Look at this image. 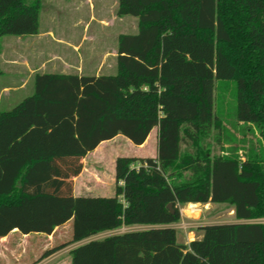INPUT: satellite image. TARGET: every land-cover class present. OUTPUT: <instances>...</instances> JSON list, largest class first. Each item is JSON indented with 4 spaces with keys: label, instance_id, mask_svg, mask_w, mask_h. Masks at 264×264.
<instances>
[{
    "label": "trees",
    "instance_id": "trees-1",
    "mask_svg": "<svg viewBox=\"0 0 264 264\" xmlns=\"http://www.w3.org/2000/svg\"><path fill=\"white\" fill-rule=\"evenodd\" d=\"M41 2L0 0V42L37 35ZM118 15L139 23L119 38L116 74H37L33 93L0 111V238L72 220L71 239L44 258L144 226L74 248L71 264H264V223L245 222L264 219V0H118ZM223 82L234 83L235 123L257 131L243 154L223 148ZM154 129L155 158L116 159L114 196L73 195L102 142L141 146ZM189 204H228L244 222L202 226L179 244L171 226Z\"/></svg>",
    "mask_w": 264,
    "mask_h": 264
},
{
    "label": "rangeland",
    "instance_id": "rangeland-1",
    "mask_svg": "<svg viewBox=\"0 0 264 264\" xmlns=\"http://www.w3.org/2000/svg\"><path fill=\"white\" fill-rule=\"evenodd\" d=\"M102 21L107 22V24L104 25ZM138 23L139 20L135 17L118 15V0H42L39 13V29L41 32L52 31L55 36L73 42L80 47L79 53L90 58H96L99 55L113 51L120 34L122 36L137 33ZM46 42L47 39L44 36L18 38L8 35L1 39L0 70L4 73L0 75V99H3V102L8 94L1 93V89L6 85L14 86L20 82L22 77L20 72L24 60L28 59L32 66L34 63L37 65V62H39V54L41 60L45 57L49 58L50 53L59 54L60 56L68 53L67 49L56 44L52 46ZM28 46L30 51L23 54V48L25 49ZM223 83L224 86L221 85L222 83H218L220 85L216 91V110L222 117L224 126L223 148L229 150L230 148L238 147L242 149L244 147L248 151L252 148V144L257 143V131L251 124L235 123L233 119L235 110L234 83ZM27 93L24 92L22 96ZM11 96H14V92ZM18 96L19 94L16 98ZM155 135L156 130L152 132L144 147L136 146L125 137L120 136V139L108 145V154L105 155V162H108L106 168L110 170L111 163L116 156L156 157ZM213 137L212 134L208 140L211 144L213 143ZM212 151L213 154L218 155L221 150L217 145L212 144ZM243 152L244 150L240 151L241 154ZM180 212L181 220L174 225L177 230V242L179 244L198 239L201 235L199 228L202 226L232 223L235 219L231 206L228 204H189L181 206ZM68 223L49 240L43 237L40 239L41 237L33 235L26 241L29 244L27 254L24 255V258H28L26 264L42 258L48 249L67 243L71 239L72 227L70 221ZM74 247L75 245L63 248L49 258L58 255V259L65 260L68 252Z\"/></svg>",
    "mask_w": 264,
    "mask_h": 264
},
{
    "label": "crops",
    "instance_id": "crops-1",
    "mask_svg": "<svg viewBox=\"0 0 264 264\" xmlns=\"http://www.w3.org/2000/svg\"><path fill=\"white\" fill-rule=\"evenodd\" d=\"M102 23H104V25L107 24V22L104 21H102ZM40 36L46 37L47 39L46 43H49L52 46L56 44L59 45L60 47H63L64 49H67L68 53L64 56H60L59 54H55V53H50L49 58L47 57L42 58L43 61H41L42 59L40 60L41 55L39 54L38 56L39 62H37V65L36 63H34L32 66L28 59L24 60L22 62V66H23L22 71L20 72L22 73L20 82H18L17 85L14 86L6 85L1 89V93L2 92L7 93L8 97L4 102L3 99H0V111H10L15 105L21 102L25 97L31 95L34 91V78L37 74L100 76V75H114L118 71V63H117L118 44L121 34L118 38L117 41L118 43L116 44V39L114 41L116 45L113 51L109 53H105L103 55H99L96 58L95 57L90 58L82 55L81 53H79L80 47H78L71 41H66L62 38H59L58 36H55V34L52 31H47L43 33L39 29V33L31 37H40ZM24 37L25 36H21L18 38H24ZM22 51H24L22 52L23 54L27 53L30 51V47L28 46L25 49L23 48ZM3 73L4 72H2V74ZM11 92L12 93L14 92V96H11L12 95ZM24 92L26 93L29 92V93H27L25 96H22ZM18 94L19 96L16 98ZM154 130H156L155 140L157 145L158 132L157 129ZM119 137L120 135L110 141L102 142L94 151L90 152L82 160L83 170L79 176L73 178V195L75 197L105 198V197L114 196L115 161L118 157H122V156H116L114 161L111 163L110 170H108L106 168L108 162L107 163L105 162V158H106L105 155L108 154L107 152L108 145H111L112 143L120 139ZM149 137L146 140V142L143 145H141V147H144L147 144V142L149 141ZM138 158H155V157L143 156ZM231 211L234 216V211L232 207H231ZM242 222L244 221H238L236 219L232 221V223H242ZM245 222L264 223V219L245 221ZM70 223L72 226V220L70 221ZM64 226L65 224L63 226L56 228L51 235H45L41 233H32L29 235H23L18 230H14L6 237L0 238V264H26L28 258H24V255L27 254V251L29 249L28 248L29 244H27L26 241H28L33 235H35L36 237H41L40 239H42L43 237L45 239L48 238L49 240L51 239V237H53L56 234L57 231L62 229ZM171 227H174V225H172ZM148 228L149 227H144V226H133V227H123L113 231H106L103 233H99L91 238H88L80 243L74 244L75 245L74 248L91 241H100L114 235H120L123 233L133 232V231H142ZM71 237H72V227H71ZM201 237H202V233L198 237V239ZM184 244H188V241H186ZM74 248H72L71 250H73ZM51 249H53V247L48 250ZM59 251H57L56 253H58ZM70 251L68 252V256L65 260L58 259V255L55 256L54 258H49L50 256L56 254L53 253L48 257H44V258L42 257L38 260H35L30 264H71Z\"/></svg>",
    "mask_w": 264,
    "mask_h": 264
},
{
    "label": "water",
    "instance_id": "water-1",
    "mask_svg": "<svg viewBox=\"0 0 264 264\" xmlns=\"http://www.w3.org/2000/svg\"><path fill=\"white\" fill-rule=\"evenodd\" d=\"M169 208L171 209V208H172V206H171V205H169Z\"/></svg>",
    "mask_w": 264,
    "mask_h": 264
}]
</instances>
